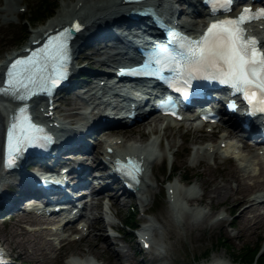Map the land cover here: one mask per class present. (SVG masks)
Segmentation results:
<instances>
[{"label": "rangeland", "instance_id": "obj_1", "mask_svg": "<svg viewBox=\"0 0 264 264\" xmlns=\"http://www.w3.org/2000/svg\"><path fill=\"white\" fill-rule=\"evenodd\" d=\"M11 1L15 2V4H11L12 6L10 5V0H0V61L4 60L11 52L19 51L26 44L32 31L56 17L58 11L65 4L72 3L73 0H54L57 3V7L53 15L44 21L37 22L34 26L24 22L23 18L26 17L28 12L33 11V8L40 0ZM171 2L172 7L182 10L181 19L199 22L198 29L201 27V18L187 15L183 11L184 6H182L181 0H171ZM7 6H10L11 12L3 11ZM111 51V49L103 46L98 48L89 47L81 53H72V62L75 65L76 61L81 60V64L77 66L83 68L86 72H101V70L111 68L96 64L107 55V52ZM87 55H92L91 61L85 58ZM95 80L97 81L98 78ZM79 84L81 86L82 83ZM84 84L91 86L93 82ZM82 91L77 88L66 93L56 94L55 103L58 111L56 116L60 118L66 127L75 131L74 133L76 134L73 133L74 137L77 136V131L81 130V126L87 122V116L91 119L96 118V108L87 105L83 98H87L88 94H83ZM59 96H62V98ZM154 118L155 116L130 127L116 125L112 128L115 131L126 132L127 138L123 142L125 145L135 143L144 145V143L151 140L152 147L158 155L155 161L151 162L150 166L144 171L143 178L146 186H141V189L134 191L133 195H117L118 193L114 189L117 184L112 182L108 183L104 190L98 193L102 201L95 200V197L91 200V204L95 205L91 206L89 212L98 217L101 225L105 224L107 216V219L111 220L117 232L113 231L112 235H110L107 230L104 232L99 230L97 228L98 224H96L90 236L84 235L82 226L88 220L87 217H83L73 224L79 228L78 232H71L66 229L54 232L50 226L42 222L44 217L35 216L31 212L21 209L10 221L0 218V242L7 249L8 260L14 264H66L62 257L74 256L79 259H90L95 264H201L213 257H217L231 260L233 264H243L235 258V254L244 249V247H259L258 249L261 248V253L264 255V204L253 202L256 207L258 206V210L256 213H250L247 216L248 218H253L250 222H245L240 217L241 209L249 203L247 202L236 208V203L242 197L246 201H251L257 195L264 194V191L262 189L247 191L237 181H231L232 197L228 199L223 197L216 198L213 192L209 195L205 194L207 189L197 176L199 171H205L209 168L213 170V173H223L224 176L229 172L231 159H233L231 155L218 154L215 157L210 152L206 155L203 154L204 149H207V147L219 146L221 137L228 134L223 129L227 125L221 124L222 127L219 126L214 132L210 131V129L196 131L189 128V126L177 124H172L171 127L164 130L163 128L167 124L159 120H156L154 125L147 126L146 123ZM106 133L101 128L94 133V137L102 138ZM121 136L122 134L120 133L111 134L101 140L112 141L117 139V141H123ZM174 137L175 139H173ZM85 138L88 141H94L91 137ZM229 141L240 148L239 151L238 149L236 150L242 154L244 162L253 164L254 170L252 173L257 176L255 179L246 178L245 184L254 186L257 182L262 181L263 178L259 175L260 166L255 162V160L260 158L257 152L261 150V147L252 142V145L257 149L254 153H250L243 149V145H246L247 141L240 136L230 137ZM102 149V146L96 145L92 149L91 155H95L98 150ZM91 155L90 157H92ZM241 163L239 160L236 161L241 175L247 177L249 174L241 169ZM89 165L91 166V163ZM173 167H176L175 172L172 171ZM160 168L161 172L158 171ZM91 170L92 176L90 178H94L101 173L94 163H92ZM185 174H188L191 180H181ZM12 179L13 176H7V180ZM223 179L225 177L219 176L216 185L223 186L225 184ZM100 184H104V182L96 184L97 187ZM186 184L194 185L195 191L200 195L198 197L202 195L201 198H204L202 204H195L194 206L208 213L207 216L203 214L201 216L190 215L188 210L173 216V211L168 203V186L176 185L182 191V189L186 188ZM112 194L114 196L109 198V195ZM180 195H183V192ZM115 198H118V201ZM139 198H142V201ZM183 203L188 207L186 209L191 208L190 205H186V201H183ZM18 205L24 207L22 203ZM128 210L135 213L134 217L138 222H145L149 219L151 224L156 227L151 232L149 231L150 247L143 252L140 251L139 245L135 244V240L130 238L131 234H124L122 231L124 229L121 222H123ZM221 217L224 218L223 221L218 222V218ZM56 227L60 226H54V228ZM99 235H104L108 238V245L111 250L119 256L118 261L108 257L103 248L98 250L92 248L91 250L95 252V256L92 252H89L92 239ZM219 239H225L231 250L221 247L218 244ZM137 251L138 253H136ZM43 257L49 261L42 262Z\"/></svg>", "mask_w": 264, "mask_h": 264}, {"label": "snow or ice", "instance_id": "obj_2", "mask_svg": "<svg viewBox=\"0 0 264 264\" xmlns=\"http://www.w3.org/2000/svg\"><path fill=\"white\" fill-rule=\"evenodd\" d=\"M224 2L228 3L229 0ZM259 18H264V7L254 10L246 6L239 16L213 20L198 39L185 37L181 41L183 52L177 53L179 58L163 57L164 66H177L181 74L187 77L185 83L194 77L203 76L231 85L249 103V111L254 106H264V50L255 36H245L244 27L246 23ZM72 27L76 28L78 25L73 24ZM58 36L59 38H50V43L36 55L18 56L12 60L3 82L6 87L0 88V92L24 89V94L30 95L33 89L50 91L59 84L67 72L64 61L68 55L66 38L60 34ZM169 60L171 64L168 63ZM160 62L161 60H157V63ZM48 63H52L56 70L38 80V69L42 64ZM7 135L6 166L15 163V157L20 154L22 147L34 145L43 148L50 139L43 127L31 120L26 107L15 110ZM138 171L139 168L132 164L127 174L135 178L134 174ZM0 264H3L2 257Z\"/></svg>", "mask_w": 264, "mask_h": 264}, {"label": "bare ground", "instance_id": "obj_3", "mask_svg": "<svg viewBox=\"0 0 264 264\" xmlns=\"http://www.w3.org/2000/svg\"><path fill=\"white\" fill-rule=\"evenodd\" d=\"M148 1H151L152 6H154L155 8H159L162 4H164L165 10H166V15L171 14L172 12H174L173 10H175L172 8L170 0H148ZM11 4H15V2L10 0V5ZM129 7H130V5L122 4V0H94V1L73 0L72 3L65 4L58 11L56 17H54L53 19L46 22L44 25H42L38 29L32 31L30 33V35L28 36V39H27V42L25 45H30V42L35 40L37 37H39L44 31L51 30L52 28H55L56 26L63 25L66 23L69 24V23H71V21H76L79 24L90 27V26L96 24L97 22H102V21L106 22L107 20H110L111 18L118 16L119 14H121V12H123L125 9H127ZM3 11L4 12H7V11L11 12L10 6L9 7L7 6V8H4ZM202 21H203V19H202ZM113 24L118 26L121 23L115 22ZM199 24H200L199 22L188 23L187 21H183L182 28H184L185 30H187L189 32H195V31H198ZM260 26H262V27H260ZM88 30H90V29H86L83 32V34L81 35V37L74 38L71 41V43H70L71 52H73V53L76 52L78 50V48L80 47L81 43H83L84 41H85V43L89 44V43L94 42L99 37L108 36L111 34L110 27H108V26L99 28L94 33L89 34V35L86 33V32H88ZM254 30H256L257 33L260 35L261 42L264 45V23L257 24L255 26ZM121 49H124V47H122ZM10 54H12V53H10ZM91 57H92V55H87L85 58L87 60L91 61V59H92ZM119 63H120L119 56L116 53L108 52L107 55L103 59H101L99 62H97L96 65H100L103 67H106V66L110 67V66H114V65L119 64ZM0 69H1V67H0ZM100 77L101 78L99 79V82L104 81L106 78H109L110 76L107 75L106 73H104V74L100 75ZM85 101H86V103H88L89 100L85 99ZM3 103H5V102L0 101V127H1V124H2V121L4 118V114L6 113V109L3 106ZM32 106H33V110L36 112V114L43 116L44 121L49 122L51 124L56 123L53 126L55 127L54 128L55 131H58V134H65L68 136L71 135L74 138L73 141L75 140V143L78 142V140L80 139L79 131H77V136L74 137V134H76V133H74L75 131H73V129L66 127V125H64L62 123L60 118L58 116H56V114L58 112L56 105H54L51 109H47L44 105V106H42L43 109H41V110H40L41 106H39V105L33 104ZM48 110L51 111L50 115H48ZM162 119L163 118L156 116L152 121H150L146 124H147V126H152V125H154L156 120L160 121ZM164 119H167V118H164ZM146 124L144 123V125H146ZM172 124L173 125L174 124L183 125L184 122L183 123L169 122L166 125V127L163 129L164 130L168 129L169 127L172 126ZM192 125L193 124L191 123L190 126H192ZM110 133L111 134H119L120 133V134H122L121 138H123L125 140L127 138V135H125L126 132H123V131L111 130ZM230 137L231 138L236 137V133L230 132L226 136H222L220 139V144L217 148L213 147V149H211L209 147L208 149H204L203 154L206 155L210 150L211 154H213L215 157H217L218 154L227 155L228 153L231 154V157H234V156L240 157V161L242 162V164L240 165L241 169L249 175L247 177L242 176L239 168L237 167L236 161H234L233 159H231V164H230L231 168L229 169V172H227L225 174V176L223 173L222 174H218V172L213 173V170H211L210 168L206 169L205 171H199L197 173V176L202 180L204 187L207 189V192L205 194L209 195L211 192H213L215 194L216 198L223 197L225 199H228V198L232 197V195H233V191H231L233 189L230 186L231 181H237L240 185H243V187L247 191H253V189H256V190L262 189L264 191V165H263L264 149H261V151H259L257 153L260 156V158L255 160L256 164L258 166H260L261 171H260L259 175L263 179H262V181L257 182L254 186H252V185L249 186V185L245 184L246 178L255 179L257 176L256 174L252 173V171L254 170L253 164L244 162L245 160L242 159V154H238V152L236 150V149H238V151H239L240 148L237 147L236 145L230 143V141H229ZM173 139H175V137ZM115 140H117V139H115ZM221 143H225V145L221 146ZM99 144L100 145L103 144L104 146H108V147H110V149H113V151L133 152V154H136L137 158L142 161L143 166H144L143 170L147 169V167L150 166V164H151V162L148 159V154L146 151L147 145L144 147H140V148H134L130 144L125 145V144L121 143V141H111V140L100 141ZM114 144H116V146H114ZM144 148H146V149H144ZM243 149H246L250 153H254L256 151V147L253 145H243ZM97 153L98 154L102 153V157H103V155L106 157H109V158L113 156L112 153H107L105 150H102L101 152L97 151ZM92 158H93V162L96 164V167L100 168L101 163L97 162L98 156L92 155ZM200 163H199V165H201ZM219 176L225 177V179H223V182L225 183L223 186H217L216 185L217 181L219 180ZM143 177H140V179H139L137 190H140L141 186H146V182H145ZM184 179H185V177L182 176L181 180H184ZM6 180H7L6 175L3 174L0 170V191L4 190V189L7 190V184H8L7 181L8 180L7 181ZM4 185H5V188H4ZM27 189H29V188L27 187ZM103 189H104V187H102V189L99 191H102ZM168 189H170V191H171L169 196L172 200V205L174 206L173 209L175 212H177V213L186 212L185 210L188 207L185 206V204L183 203V201H186L187 202L186 205H190V207H191V208L187 209L188 213L190 215H201V214H203L205 216L208 215V213H205V211H202L201 209H198L196 206H194L195 204H202L204 202V198H201L202 195H201V197H198L200 195L198 192L195 191L194 185L190 186L185 191L184 190L181 191L180 189H178L176 187V185H170V186H168ZM182 192H183V195H180ZM97 193H99V192H94L95 195ZM180 196H181V198H180ZM95 199L99 201V199H101V197L98 196V194H97ZM115 199H117V201H118V198H115ZM115 199H111V200H115ZM140 201H142V198H140ZM10 202H12V200H10L8 203H10ZM247 202L249 204L241 209L240 217L245 222H250L253 220V218H248L247 216L250 213H256V211L258 210V208H257L258 206L256 207L253 202H257V203L260 202V203L264 204V194L257 195L251 201H246L244 199V197H242L236 203V208L237 207L239 208L240 206H242L243 204H245ZM7 204L2 203L0 205V207L2 208L4 206H6ZM94 205L95 204L86 203L84 206V209L81 210L82 214L80 217H87L88 218V220L85 221V224L82 227V230H84V233L87 236H90L92 234L93 228L95 227L96 224H98L97 228H99V230H101V231L103 230V232L106 231L105 226L101 225V223H99L98 217H96L93 213L89 212V209L91 208V206H94ZM110 205H111V203H110ZM1 219H3V218H1ZM223 219L224 218L221 217V219H219L218 222H222ZM42 222L44 224H55V223H57V220L56 219H49V220H44ZM147 223H150V224H148V226H145L141 229V231H143L145 233L144 236L147 235L146 232L149 229H150V232H151V230L156 229V227L151 224L150 220H148ZM67 226H65V228H67ZM69 230L74 231V232H78L79 228L77 226L71 225L69 227ZM144 242H148V240H146V237L144 238ZM92 248H95L96 250L103 248V249H105L108 257L114 258L115 261L119 260L118 254L111 250L110 246L108 245V238L104 235H99L98 237H95L92 239V243L90 245L89 252H92L93 255L95 256V254H94L95 252L91 250ZM132 255H133V253H132ZM47 261H49V260H45V257H43L42 262H47ZM79 264H94V263L90 259H84L83 262H79ZM201 264H233V262L231 260H228V259L226 260V259L213 257L209 261H206V262L201 263Z\"/></svg>", "mask_w": 264, "mask_h": 264}, {"label": "trees", "instance_id": "obj_4", "mask_svg": "<svg viewBox=\"0 0 264 264\" xmlns=\"http://www.w3.org/2000/svg\"><path fill=\"white\" fill-rule=\"evenodd\" d=\"M56 7L57 3L54 0H40L33 8V11L30 13L28 12L23 20L24 22L29 23L31 26H34L37 22L50 18L53 15ZM172 169L173 172L176 171V167H173ZM184 177L188 181L191 180L188 174H185ZM134 216L135 213H133L131 210H128L124 216V220L121 222L122 228L124 229L122 230L124 234H129L132 226L135 224ZM218 244L221 247L230 249L225 239H219ZM258 248L244 247V249L235 254V258L243 264H264V255L260 253L261 248Z\"/></svg>", "mask_w": 264, "mask_h": 264}]
</instances>
